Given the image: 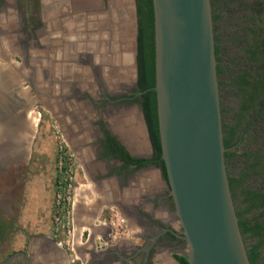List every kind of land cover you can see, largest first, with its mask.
I'll list each match as a JSON object with an SVG mask.
<instances>
[{"label": "crops", "instance_id": "obj_1", "mask_svg": "<svg viewBox=\"0 0 264 264\" xmlns=\"http://www.w3.org/2000/svg\"><path fill=\"white\" fill-rule=\"evenodd\" d=\"M123 14L126 19L123 16L116 26L126 34V20L134 23L133 0H0V182L10 165L29 166L27 176L20 172L16 176L26 181L21 198L20 189L14 195L18 197L14 248L20 262L27 251L31 264H179L164 246L153 256L134 255L145 241L140 237L142 227L136 224L130 223L135 232L131 237L111 243L113 229L102 209L95 213L76 209L80 212L75 214L79 219L72 253L51 233V190L45 167L49 151L37 138L40 108L53 117L64 114L67 80L80 84L86 73L77 55L85 52L84 46L96 52L100 45L93 39L96 30L105 37L104 22ZM1 186L3 182L0 192H5Z\"/></svg>", "mask_w": 264, "mask_h": 264}, {"label": "water", "instance_id": "obj_2", "mask_svg": "<svg viewBox=\"0 0 264 264\" xmlns=\"http://www.w3.org/2000/svg\"><path fill=\"white\" fill-rule=\"evenodd\" d=\"M162 157L189 264H251L225 160L211 0H153Z\"/></svg>", "mask_w": 264, "mask_h": 264}, {"label": "flooded vegetation", "instance_id": "obj_3", "mask_svg": "<svg viewBox=\"0 0 264 264\" xmlns=\"http://www.w3.org/2000/svg\"><path fill=\"white\" fill-rule=\"evenodd\" d=\"M133 1L134 23L130 25L126 20V34H121L116 26L123 16L126 19L127 14H123L104 22L105 31L100 30L106 32L102 34L105 37L96 30L93 39L100 44L96 52L84 46L85 52L77 55V60L86 67L84 82L67 80L64 86L67 106L63 105L64 114L57 118L66 142L76 155L82 178L93 181L101 192L102 201L98 202L106 205L115 201L129 223L142 227L140 237L145 241L134 249V255L153 256L159 246L178 253L185 239L166 169L164 173L162 167L159 126L150 117L152 101L146 98L154 85L142 86L145 78L139 76L136 0ZM121 69L125 75L119 74ZM150 127L158 137L159 150ZM17 253L16 249L6 251L0 264H31L27 251L23 252L22 262ZM261 255L264 256V245Z\"/></svg>", "mask_w": 264, "mask_h": 264}, {"label": "trees", "instance_id": "obj_4", "mask_svg": "<svg viewBox=\"0 0 264 264\" xmlns=\"http://www.w3.org/2000/svg\"><path fill=\"white\" fill-rule=\"evenodd\" d=\"M226 0H211L213 21L219 19L222 14L218 7H224ZM235 1V0H227ZM239 4L243 0H239ZM264 0H249L248 11L242 16L234 15L235 27L229 36L231 41L240 45L239 58L233 57L222 63L224 48L220 44L221 37L215 34V55L217 59V74L220 85L232 87L236 97L237 106L235 114L229 121L224 120V107L222 111L223 140L226 147L225 160L243 158V164L236 166L233 162V170L227 168L231 192L234 198L238 223L244 239L252 238L246 242L247 254L251 264H264V256L261 255V246L264 245V149H247L246 143L255 140L257 130L262 132L264 138V18L262 5ZM247 3V2H246ZM224 5V6H223ZM226 7V6H225ZM137 15V61L139 64V76L145 78L142 86L155 84V40H154V10L153 0H136ZM216 26V25H215ZM227 41V39H226ZM226 74L225 79L223 74ZM151 94V95H149ZM147 101H152L156 127L157 97L156 90H148ZM146 117L151 125V119L146 110ZM251 115L247 117V113ZM255 127V133L253 130ZM151 137L159 150V140L152 132ZM156 138V139H155ZM237 144L236 146H234ZM243 147L238 152L239 147ZM165 173V166L162 164ZM257 176H259L257 178ZM259 180L257 185H251L250 180ZM262 217V218H260ZM3 227V226H2ZM2 227L0 237H2ZM173 256L179 264H189L187 256L182 253H174Z\"/></svg>", "mask_w": 264, "mask_h": 264}, {"label": "rangeland", "instance_id": "obj_5", "mask_svg": "<svg viewBox=\"0 0 264 264\" xmlns=\"http://www.w3.org/2000/svg\"><path fill=\"white\" fill-rule=\"evenodd\" d=\"M248 1L249 0H243V3L240 5L239 0L235 1H225L224 6L218 7V12L220 11L222 16L214 21V36L215 34H218L221 37L220 44H222V47L224 50L222 51L223 54V60L222 63H227L229 58L237 57L239 58V55L241 53V47L240 45L232 42V39H229V36L232 34V30L235 27V18L233 17L236 15H243L246 13L248 9ZM252 1V0H251ZM258 1V0H256ZM247 2V3H246ZM264 4V2H263ZM250 8V7H249ZM263 8V18H264V5H262ZM216 25V26H215ZM227 39V41H226ZM223 76L226 78V74L224 73ZM219 80V77H218ZM220 103L221 108L224 107L226 110V113H224V120L229 121V119L234 116L235 114V108L237 106V97L232 90V87L229 85H220ZM40 122L38 125L39 133L37 135V138L39 140H43L46 144V150L49 151V161L48 165H45L46 167V173L48 174L47 184L48 190H51V206H50V213L49 218L51 221V233L55 236L57 239L64 238V234H61L60 236L55 235V228H54V221L52 219V207L53 202L55 198V194L57 191V184L58 179L60 178L61 172L58 168V158L62 155L64 158L65 156H69L71 161V175H72V194H73V219H74V226L75 221H77L79 218L75 217L76 209L83 208L84 210H89L91 212L95 211L97 212L98 209H102L101 213L105 215V219L107 223L109 224L110 228L113 229V232H111L110 240L111 243H113L115 240L123 238V237H131L135 232L133 231V228H130V223L128 222V218L124 213L120 210V208L115 203H107L106 205H103L101 198L99 197L101 195V192L98 190L95 183L91 180H85L82 178L79 170V164L76 158V155L74 154L72 148L70 145L66 142V139L63 136L62 130L60 128L59 119L57 117L51 116L49 111H46L42 108H40ZM50 115V116H49ZM251 114L248 112L247 117H249ZM258 127H255L253 130V133H255V130ZM262 132L257 130V135L255 137V140H250L248 143H246V135L244 136L243 142H245L247 149H257V150H263L264 149V138L261 136ZM243 147H239L238 152L241 151ZM66 152V154H65ZM233 162L236 163V166H239L243 164V158H238L236 160H228L226 161V167L233 170ZM29 168L28 165L23 166H9V173L6 175H2L3 177V183L4 187L1 186V190L3 188V191L0 192V228L3 226L5 227V232L2 237H0V259L4 257V254L7 252L12 251L14 248V244L17 241L16 234H17V204H18V197L21 198L22 191L25 189V183L26 181H18L16 176L17 173H23L25 176H27L26 171ZM17 169H20L17 171ZM259 176H257L258 178ZM51 181V184H50ZM0 182V185L1 183ZM251 185H256L259 182V180H250L249 182ZM50 185V187H49ZM20 189V194L18 197H14L15 194H18ZM166 189L168 190V186L166 185ZM75 204L77 206H75ZM79 210L77 212H80ZM116 213V214H115ZM110 218L113 219V223H110ZM176 222V221H175ZM175 225V224H174ZM176 227H180L178 224L175 225ZM76 227V226H75ZM179 230L182 232V229L179 228ZM252 238H246L245 242L251 241ZM70 253L71 247L68 246L65 242H63ZM180 247H178L179 252L184 254L187 251V243L185 241H181Z\"/></svg>", "mask_w": 264, "mask_h": 264}, {"label": "built area", "instance_id": "obj_6", "mask_svg": "<svg viewBox=\"0 0 264 264\" xmlns=\"http://www.w3.org/2000/svg\"><path fill=\"white\" fill-rule=\"evenodd\" d=\"M58 168L61 175L58 179L57 191L53 202L52 219L54 221L55 235L64 234V238L59 239V241L61 243L65 242L72 248L75 226L73 219L72 169L69 156L64 158L62 155L59 156ZM109 221L113 223V219L110 218Z\"/></svg>", "mask_w": 264, "mask_h": 264}]
</instances>
